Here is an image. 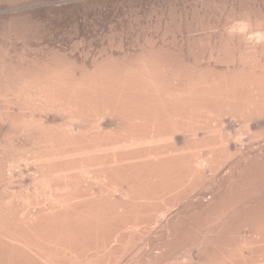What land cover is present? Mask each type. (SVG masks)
Returning <instances> with one entry per match:
<instances>
[{
	"label": "bare ground",
	"instance_id": "1",
	"mask_svg": "<svg viewBox=\"0 0 264 264\" xmlns=\"http://www.w3.org/2000/svg\"><path fill=\"white\" fill-rule=\"evenodd\" d=\"M49 1L0 7L24 19ZM254 18L208 43L223 68L178 61L162 50L171 41L151 38L155 48L90 65L4 53L0 264H264V16ZM23 166L34 176L19 182Z\"/></svg>",
	"mask_w": 264,
	"mask_h": 264
},
{
	"label": "rangeland",
	"instance_id": "2",
	"mask_svg": "<svg viewBox=\"0 0 264 264\" xmlns=\"http://www.w3.org/2000/svg\"><path fill=\"white\" fill-rule=\"evenodd\" d=\"M52 1L53 2L59 1L60 4H59V2H57L59 4L58 5L57 3H53ZM63 1H65V3ZM49 2H50L49 4H54V5L49 6L47 8L42 7V8H40V10L39 9H36V10L32 9V10H30L32 12H29L28 14L23 16L24 19H22V14H21V12H23L22 10L20 12L19 10L17 11V10H11L10 8H5V7L1 8L0 7V12L3 13V11H5L4 14L0 13V43H1L0 46H1V48L3 47L2 50L4 51V52H0V55H1L0 57H3L2 55H4V53H5L7 59L10 57L12 60L14 59L13 61H17L15 59L18 57L19 54H20V56L18 58L23 57L26 54V56L29 55L27 58L33 60L39 56L40 57L44 56L43 53H45V55L47 56V52L49 50L48 53H50V54L52 52H54L51 54L53 56L58 55L57 57H60V58H62V56H64L63 58H65L67 60L73 58L74 60L73 59H71L72 61L69 60L70 62H73V63L78 62V64L79 63L83 64L84 63L83 60L87 59V61H85V64L90 65L92 63L93 58H95V56H97V58H95L97 60L100 58H106L105 56H107V55L111 56V53L113 52L112 56L115 54L114 56H118V57H120L119 59H121V57H123V58L125 57L127 52H128V54H130V56L140 52L144 45L146 46V47L144 46V49L145 48L149 49L155 45L157 46V47L155 46L156 49H159L158 47H160V46H158V45L162 46L164 44H167V41L168 42L171 41L169 43V46H168V44L166 46H163L162 50L164 48L165 49L167 48V52H168V49H169L168 47H170L171 49H169V53H167L166 50H164L163 53H167V54L172 55L171 56L172 58L175 57L174 59H177V60L179 59L180 61L186 60L187 62L190 63V65L197 66V67H201V66L207 67V65L209 66L212 64L213 65V66L211 65L212 67L223 68V67H225L226 63L225 64L221 63V65H224V66H221L220 63L216 62V60H214L213 58H211L212 60L210 59L209 62L207 61L210 58V48L215 45L214 42L216 43L218 41L217 39H221L222 38L221 34H223V33L224 34L222 36L224 38H226L225 37V35H226L225 31L228 32L229 29H233L232 28L233 26L235 28L238 21H240V23H241L242 22L241 20H244V18L245 19H251L252 18L251 20H253L254 17L258 20L259 19L258 17H261V19H263L262 17L264 16V0H61V1L60 0H50ZM61 2L63 5L61 4ZM64 4H66L67 6ZM8 9H10L11 12L17 11L16 12L17 14L15 12H13L14 15H12L13 13H11L10 10H8ZM1 10H3V11H1ZM6 11L9 12V14L6 13ZM25 11H29V10H25ZM19 14L21 15V17L17 18V16H20ZM237 15L239 16V19L241 17H242V19L239 20ZM247 15H248V17L250 16V18L246 17ZM12 17L13 18L16 17V18L13 19ZM236 17H237V19H235ZM255 18H254V20H256ZM186 19H188V20H186ZM228 19L229 20L231 19V21H230L231 24L228 21ZM232 19L235 21H232ZM261 19H259V20H261ZM14 21H18V22H14ZM10 22L12 25L10 24ZM233 22L236 24L233 25L234 24ZM20 23L22 25H20ZM226 23H227V26H224V24H226ZM25 24L27 26H24ZM10 26L20 28L19 35H16V33L14 31L11 32V30L9 29ZM229 26H230V28H229ZM226 27H228V28H226ZM236 27L238 28V26H236ZM224 28H226V30ZM189 29H191V30H189ZM253 29H255V28H253ZM219 30H220V32H219ZM222 30L224 31L223 33L221 32ZM251 31H252V28L251 27L248 28V32H251ZM29 32H31V33H29ZM171 33L172 34L174 33V34L172 35ZM207 33H209V34H207ZM212 33L214 36L212 35ZM8 34H10V35H8ZM13 34H14V37H13ZM166 34L169 36H167ZM175 34L177 35V37ZM186 34H187V36H186ZM203 34H205L206 36ZM162 35H163V37H162ZM209 35H212V36L210 37ZM215 35H217V37H215ZM249 35H251V34H249ZM252 35H254V34H252ZM15 36H16V38H15ZM36 36H37V38H36ZM158 36H160V38H163V39L165 36H167L166 37L167 39L165 38L164 39L165 41H164L163 39H160ZM187 37H189V38H187ZM191 37L193 39L194 38L195 39L192 41ZM246 37H247V39H252V37H255V36H252L251 38H249V36L247 35ZM145 38H147L148 42H144L146 40ZM150 38L152 40L151 43L153 42V39L156 42L158 40L159 41L157 42V44H156V42H153L154 44H152L151 47H147L148 46L147 44L149 43ZM174 38H176V41L175 40L172 41V39H174ZM198 38L199 39L202 38V39L198 40ZM208 38H209V40H208ZM215 38H216V41L214 40ZM224 38H222V39H224ZM5 39H7V40L5 41ZM179 39H181V40H179ZM182 39H184V40H182ZM188 39H191V40H189V42H188ZM202 40H204L202 43L203 45L199 43ZM221 40H219V41H221ZM7 41H8L9 45L7 44ZM162 41H164L166 43H163ZM195 41H196V43L194 44ZM181 42H184V43H181ZM2 43H4V44H2ZM109 43L110 44L112 43L113 45L111 44V46H109ZM138 43H140V44H138ZM143 43H144V45H143ZM175 43L176 44L178 43L179 45L183 44V46H182L183 49L181 48V46L178 45V47L180 49H182V51L180 49L176 48L177 45H175ZM198 43H199V46H198ZM208 43H209V45L211 44L210 45L211 47L208 45ZM135 44H137V45H135ZM188 44L190 45V48H189ZM12 45L15 46L16 48L13 47ZM138 45H141V46L143 45V46L142 47L139 46V49H137ZM149 45H151V44L149 43ZM184 45L186 46L187 50L189 48V53L186 49H184L185 48ZM196 45H197V47H196ZM201 45L203 46L202 49H201ZM207 45H208V47H207ZM120 46H123V48L122 47L120 48ZM11 47L13 48V50L15 52L17 51V53H15V52L13 53V50H11L12 49ZM29 47L33 53L31 52ZM40 47H41V49H40ZM128 47H129V51H128ZM155 47H152V48H155ZM33 48H35L34 49L35 52L33 51ZM112 48H114L113 51H112ZM133 48L136 51H133L134 50ZM175 48H176V50L177 49L178 50L175 51ZM198 48H200V49H198ZM206 48H209V49H206ZM37 49H40L41 51L37 50ZM102 49H103V51H102ZM196 49L198 51H195ZM204 49H206V50H204ZM2 50H0V51H2ZM7 50H8V52L10 51L9 53L7 52L8 54L5 52ZM36 50H37V52H36ZM64 50H66V51H64ZM120 50H124V52H126V51L127 52L124 55V52L122 53V51H120ZM171 50L173 51V53ZM183 50H184V53L182 54ZM190 50H191V52H190ZM18 51H20V52H18ZM69 51L72 53H70ZM99 51H101V53ZM11 52L13 54H11ZM40 52H42V54ZM95 52H96V54H95ZM103 52L105 53V55ZM108 52H109V54H108ZM174 52H176V56H178V57L175 56ZM178 52L180 53V55ZM195 52H198L199 54L195 53ZM36 53L38 56H36ZM59 53H60V55L62 53V55L60 56ZM82 53H83V56H82ZM194 53H195V55H194ZM204 53H208V54L205 55ZM9 54H11L13 56H11ZM30 54H33V55L35 54L34 55L35 58H33L34 56H30ZM101 54H103L104 56L101 57ZM119 54H120V56H119ZM122 54H123V56H122ZM185 54H187L189 56H186ZM192 54L196 58H197V55L199 56L201 54L200 57L202 56L201 57L202 59L200 57H198L199 59L197 58L198 60L197 59L195 60V58L192 56ZM21 55H23V56H21ZM99 55H100V57L98 58ZM182 55H184V57ZM114 56L112 57V59L115 58ZM88 57H89V59H88ZM187 57H190V58L187 59ZM191 57L193 58V60ZM207 57H208V59H207ZM27 58L24 56L23 59L27 60ZM83 58H85V59H83ZM107 58H110V57L107 56ZM204 58H206V59H204ZM75 60H77V61H75ZM194 60L197 61V63L199 61V64L197 65V63L194 62ZM200 60L201 61H204V60L207 61L208 63L204 61L207 65L204 62L203 63L200 62ZM192 61H193V63H192ZM215 65H217V66H215ZM108 128H111V127H108ZM112 129L113 128L108 129V130H112ZM177 134H178V132H177ZM23 167H26V168H23ZM23 167L20 168V171L22 169L23 170L25 169L24 175L26 177L23 179V177H24L23 173L21 174L22 176L18 175L20 177V179H18V181L20 180L19 182L27 181L29 179L31 173H32L31 175L34 176L33 172H32L33 169H30L31 166L30 167L23 166ZM34 174H35V172H34ZM16 179L17 178L15 177L14 178L15 184L18 182ZM19 182L17 183V186H15V187H18ZM31 204L32 203H30V204L27 203V205H31ZM183 251L184 250L178 251V252H180L179 255H182Z\"/></svg>",
	"mask_w": 264,
	"mask_h": 264
}]
</instances>
